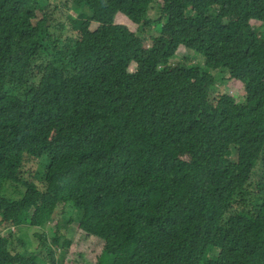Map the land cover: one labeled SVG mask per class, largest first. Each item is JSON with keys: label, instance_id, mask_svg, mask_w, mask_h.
<instances>
[{"label": "trees", "instance_id": "16d2710c", "mask_svg": "<svg viewBox=\"0 0 264 264\" xmlns=\"http://www.w3.org/2000/svg\"><path fill=\"white\" fill-rule=\"evenodd\" d=\"M0 218V264H264V0H0Z\"/></svg>", "mask_w": 264, "mask_h": 264}, {"label": "rangeland", "instance_id": "374dc122", "mask_svg": "<svg viewBox=\"0 0 264 264\" xmlns=\"http://www.w3.org/2000/svg\"><path fill=\"white\" fill-rule=\"evenodd\" d=\"M52 4H55L52 3ZM158 14H160L159 7L154 5L153 9L149 12L147 19L148 20H154L155 18L158 17ZM74 17L76 18L78 16L77 12H73ZM57 18L61 22H65L66 18V12L64 11L63 13H59ZM68 22V21H67ZM116 23L118 24H123L128 27V29L131 32H137L140 34V29L139 26L134 24L132 21H130L126 16L119 14L116 18ZM260 23L255 24V27H259ZM57 28L55 27H50L51 32H55ZM152 32L151 34H153ZM146 34V33H144ZM149 36V33L146 34ZM150 45V40L146 42V46L149 47ZM200 58L199 55H194L190 62L195 63L196 60ZM136 69V65L132 64L130 67V70L133 72ZM215 77H216V82L217 84L215 85V93L216 95L227 92L229 93L232 97H234L238 102H243L246 100V98L250 95L249 88H247L244 84L235 82L234 80L230 79L228 74L224 73H219L218 72H213ZM44 168L40 165L38 160H29L25 164V170L23 177L26 179H29L32 183L37 185L39 188H44L45 181L43 179V170ZM7 195L19 198V191L13 189L12 187H7L6 191ZM53 218L57 221H60V224H63L64 222H69L71 219L78 220L79 215L75 210H72L68 205L67 206H58L56 209ZM1 219V218H0ZM69 230L66 232V236L68 239H73L74 236L76 235L77 228L76 225H70L67 226ZM0 230L2 235H7L9 232L5 230L3 226H0ZM13 230V229H12ZM18 237H20L26 244H27V250L28 252H34L37 250L39 247V239L34 237L33 231H28L27 228L22 229V231H15ZM50 233V231L48 232ZM59 256H64L65 260L63 264H86L87 261L83 260L76 249V246L73 244L72 247L68 251H62L60 254L59 250Z\"/></svg>", "mask_w": 264, "mask_h": 264}]
</instances>
